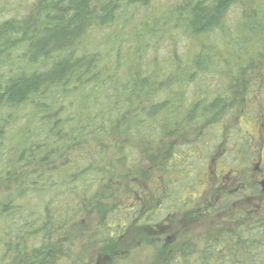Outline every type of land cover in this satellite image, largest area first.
Here are the masks:
<instances>
[{
    "label": "trees",
    "instance_id": "16d2710c",
    "mask_svg": "<svg viewBox=\"0 0 264 264\" xmlns=\"http://www.w3.org/2000/svg\"><path fill=\"white\" fill-rule=\"evenodd\" d=\"M263 68L264 0H0V264H264V185L193 200Z\"/></svg>",
    "mask_w": 264,
    "mask_h": 264
},
{
    "label": "rangeland",
    "instance_id": "374dc122",
    "mask_svg": "<svg viewBox=\"0 0 264 264\" xmlns=\"http://www.w3.org/2000/svg\"><path fill=\"white\" fill-rule=\"evenodd\" d=\"M242 34H243L242 32L236 31L234 33V39H236L237 42L232 45V44H230V41H228L226 39V42H227V44L229 46H227L226 44L220 43L218 45V49H219L218 51H221L222 54H223V56L224 55L225 56L228 55L227 52L229 53L230 51H231V53L239 52V47L241 49L242 46H243V44H244V42H243L241 44V46L239 45L240 44L239 42L242 41L241 38L244 36ZM167 35L168 34H163L159 38L160 40L157 39L158 41L156 43H154V48H155L154 49V56L155 57L157 55H160L161 56L163 54V52L166 50L165 49V46L166 45H169V44H172L174 47H176L175 48L176 50L179 49L178 51L180 52L181 49L179 48V46H181V41L178 40L179 38L177 37V35H176V38H175V35L170 36V37H168ZM245 40H246V38H245ZM259 72L260 73L258 74V78H261L262 79V82L260 80L261 83L260 82L258 84L253 83L251 85L250 88L252 90V93L255 94L254 96L251 97V99L254 98V101L257 102V104H261V105L264 106V68L263 69H260ZM248 104H250L248 106L251 107L249 109V111L250 112H253L251 114V117H253V118H251L248 114L242 115L241 117L237 116L238 117V121H237L238 124L236 126V127H240L241 128L242 136H245V137L247 136L248 139L252 142V143L249 144V148H248V151H247V157L242 158L241 159L242 161H238L237 163H232L231 161L228 160V164L227 165L229 166L230 169H233V166L234 167H239V168H236V169H238L237 172H239V174H236V175L232 176L230 173H225L221 177L222 180H225L226 179L225 181L230 182V186H232V188H235L236 185H237L236 182H233V177H235V178L238 177L240 179V181L242 183H244V184H248V183L250 184L251 182H257L259 184V187H261V185H260V181L261 180L264 183V178H256L255 177V174L257 173L255 166H256V163H257L258 156H259V154H260L261 151H262L261 154L262 153L264 154V139L263 140H261V139H258V140L255 139L254 140L251 136L249 137L246 134V132L249 133V134H252L251 133L252 131L249 128V125H247V124H249V122L255 121V120H257L258 122H260L261 119H262V117L264 118V112L263 113H260V111L256 108L255 103L248 102ZM248 106H245L244 105V107H248ZM246 110H247V108H246ZM232 125H234V124H232ZM246 125L248 127H246ZM235 133H236V130H235ZM262 134L264 136V132ZM249 150H253L254 152L252 151V153H249ZM192 163L194 165L193 167L190 166V162L189 161L186 162L185 165L188 166L187 168H188V170L191 173H196L197 172V168L201 164L200 163H196L195 161H193ZM217 166H218V164H213L209 168H207V169H205V170H203V171L200 172V174L204 173L202 179L205 182V178H206V183H205V185L202 182L198 183V185H197V192H196L197 194L193 198V200L195 201V205L205 204V202L208 201L210 198L212 199V197H216L217 196L215 194V192H214V189H212L213 181H214L215 184H218V181L220 180V178L219 179H215V177H214L215 170H218V167ZM207 179H208V181H207ZM222 180H220V181L223 182ZM191 181H192V178L190 179V182ZM185 183L186 184H184V185L186 187L187 186H190L189 182H186L185 181ZM199 190H200V192L198 193ZM182 232H183V234L189 233V228H187V229L184 228V230ZM173 236H174V239L175 238H177V239H183L184 238V237L178 236V231H175V233L173 234ZM140 247L144 250V246H140ZM141 248H138V250L134 254V258H135L136 261H144L146 259V256L149 255V254H147V252L142 251ZM72 260L73 259H67V260H64V262H66L65 264H70V262Z\"/></svg>",
    "mask_w": 264,
    "mask_h": 264
},
{
    "label": "flooded vegetation",
    "instance_id": "af4514ba",
    "mask_svg": "<svg viewBox=\"0 0 264 264\" xmlns=\"http://www.w3.org/2000/svg\"><path fill=\"white\" fill-rule=\"evenodd\" d=\"M249 128L251 129V131H252L251 133L252 134H249V133L246 132L247 135H249V136L253 137V139H257V140L258 139H261V140L264 139V136L262 134L264 132V123H254L253 121H251V125H250ZM255 168H256V171H257V173L255 174V177L256 178H264V154L263 153L259 154ZM214 173H215L214 174L215 179H219L220 178V180H222V178H221L222 174L221 173L216 172V170H215ZM225 180H222V181L224 182ZM233 181L235 182L234 179H233ZM260 183H261V185H264L262 180L260 181ZM213 186H214V181H213L212 187ZM261 192L263 193L264 189H262Z\"/></svg>",
    "mask_w": 264,
    "mask_h": 264
}]
</instances>
